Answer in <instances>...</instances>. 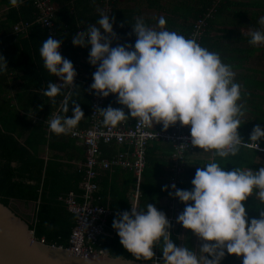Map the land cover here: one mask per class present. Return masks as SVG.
I'll return each mask as SVG.
<instances>
[{"label": "clouds", "instance_id": "clouds-1", "mask_svg": "<svg viewBox=\"0 0 264 264\" xmlns=\"http://www.w3.org/2000/svg\"><path fill=\"white\" fill-rule=\"evenodd\" d=\"M10 4L17 6L19 0H10ZM113 23L114 19L102 12L94 24L72 37L74 47L90 46L88 63L98 64L90 91L101 97L115 95L116 103L123 106L97 108L104 126L114 128L131 118L142 127L161 124L167 130L179 122L190 128L191 146L211 151L213 159L236 156L242 147H259L257 141L264 139L259 124L249 135L251 143H244L238 132L246 113L242 85L235 81L233 66L224 63L218 52L168 30L163 16L156 27L137 18L130 33L136 37L134 45L110 47L116 38ZM258 23L264 27V16ZM249 36L251 46L264 44V31L251 30ZM60 46L61 41L49 36L39 49L44 68L61 81L49 82L42 93L54 103L62 89L73 88L77 75L72 62L61 55ZM7 70L0 55V73ZM70 98L71 91L61 103L65 114ZM71 105V117L47 118L50 132L68 134L84 118L80 104ZM191 184V190L177 189L175 184L171 188L174 197L185 204L176 222L203 241L198 253L173 242L165 213L150 203L143 208L131 205L130 211L113 219L112 228L123 248L136 260L150 261L154 246L159 245L163 264H220L225 251L242 257V264H264V211L249 221L244 206L254 191L264 204V166L225 171L218 163L209 162L196 168Z\"/></svg>", "mask_w": 264, "mask_h": 264}, {"label": "trees", "instance_id": "trees-1", "mask_svg": "<svg viewBox=\"0 0 264 264\" xmlns=\"http://www.w3.org/2000/svg\"><path fill=\"white\" fill-rule=\"evenodd\" d=\"M50 1L58 5L54 24L59 25L60 28L61 34L59 35L56 27L57 40L62 44L60 53L64 58L70 60L75 68V64H80L81 58L89 54L90 46L74 47L72 37L77 31L86 30L90 24H94L99 19V10L97 14L93 9L94 3H97L98 0H74L72 3L71 0ZM231 2L232 0H213V3L211 2L199 12L195 20L205 18L207 28L215 20L218 9ZM0 5L7 6L6 13L0 21V55H3L8 66L6 72L0 73V203L9 207L12 202L22 207L23 204L34 203L35 222L30 225V229L33 230L35 239H42L46 245L66 248L74 227V217L66 210L60 197L66 196L69 191L78 193V181L82 178V173L78 172L76 165L65 161V159L70 161L74 158L72 154H68V148L69 145L73 146L75 139H71L65 134L56 135L52 132H48L46 135L42 123L32 122L29 115L36 119L47 118L52 112L58 110L57 115L71 117V103L76 102L80 104L84 117L85 115L88 117L90 88L88 83L77 87L78 81L75 82L76 86L74 85L71 91L67 114L61 111V103L69 93L62 90L54 98L55 103L52 98L45 97L42 93L46 90L47 84L53 82L54 76L44 68L39 49L43 40L49 36L44 29L36 25L29 28L27 35L15 36L12 34L14 25L33 20L34 9L29 0H19L17 6H12L10 0H0ZM207 14L209 15L206 16ZM112 18H114L113 15ZM242 25L245 27L248 25L247 15H245ZM248 38L250 39V37ZM202 39L200 40L201 46ZM8 72H11L13 77L9 76ZM11 80L17 81L14 89L9 85ZM112 101L116 102V96L110 94L106 97L104 108ZM82 121L83 119L79 124ZM134 121L132 119L129 122ZM174 126L164 130L170 131ZM160 128L163 129V126ZM183 128L185 129L187 126ZM246 130L244 128L241 134L245 138L249 135ZM249 132L251 133V131ZM242 140H249V138ZM43 145L47 150H56V153H49L50 156L43 159L39 156V149ZM260 145H264V143H260ZM57 152H62L65 158L59 156ZM159 152L161 155L167 153L170 155L171 145L149 146L146 153V165L141 171L138 183L136 206L143 208L147 203H150L166 215L169 205H161V200L167 196L171 201V198L174 197V190L172 191L168 183L170 172L167 168V161L156 156L160 155ZM209 154L213 155L211 151L205 153V151L195 148L186 155ZM260 155L264 156L255 150L242 147L236 156L215 157L213 162L220 163L219 165L225 171H231L233 168L256 170L264 166ZM197 167L203 166L199 163L186 165L179 182L175 185L177 189H192L191 181ZM114 170L121 173V169ZM122 173L127 181L126 184L121 187L114 185L98 187L93 195L94 204L109 211V214L104 218L103 234L98 237L96 249L107 253L111 258L119 257L136 262H155L157 260L163 264L162 250L159 245L153 248L155 253L153 260H136L120 244L119 237L112 228V221L120 212L130 211L131 195H126V193L128 190L133 192L134 176L131 171ZM165 186H167V190H163ZM169 192H173V196H170ZM256 198L254 191L253 195L244 202L249 221L252 218H259V211H264V204ZM175 201L181 214L185 204L181 203L178 198H175ZM168 231L171 233L173 242L180 246L181 229L170 227ZM223 262L225 264H242V257L225 253L220 264Z\"/></svg>", "mask_w": 264, "mask_h": 264}, {"label": "crops", "instance_id": "crops-1", "mask_svg": "<svg viewBox=\"0 0 264 264\" xmlns=\"http://www.w3.org/2000/svg\"><path fill=\"white\" fill-rule=\"evenodd\" d=\"M73 1L74 0H71V3ZM211 2L213 3V0H114L112 15L115 20V26L113 23V31L116 33V39L112 41L111 45L112 47H115L118 44L134 45L136 37L134 34L130 35V33H132L131 26L135 23L137 18H143L148 26L156 27L158 18L163 16L166 19V28L168 30L176 31L187 38L195 24L200 20V18H197V20H195V18L199 15V12L204 9L205 6L211 4ZM52 3L57 5L54 2ZM93 9L94 12L98 14L99 0L97 3H94ZM6 10L7 6L0 5V21L4 17ZM245 15H247L248 24L246 27L242 25ZM262 16H264V0H232L231 3L218 9L215 20L209 25V27L204 28L203 33L202 46L208 48L210 51L218 52L224 63L232 65L235 72V81L242 85L241 102L245 103L246 113L241 118V126L238 129L240 136L244 128L248 130L250 135L249 131H252L256 124H259L261 128L264 129V44L251 46L248 43V37H250L249 32L251 30L264 31V27L258 23V20ZM56 27L60 35L59 25H56ZM80 62V64H75L78 66L80 72L79 80L76 84L77 87L83 83H89L92 71V65L88 63V55L83 56ZM9 85L14 89L17 85V81L11 80ZM109 105L113 108L123 107L112 101L109 102L108 105L106 104L105 108ZM124 111L127 113L128 110L124 108ZM129 121L131 122L132 119L130 118L127 121L121 122L119 126H127L130 124ZM84 126H87L86 115L77 127L83 128ZM161 126V124H154L153 129L165 131L160 128ZM187 130L190 132L189 127H187ZM46 135H48V133H46ZM249 135L246 138H249ZM241 138L246 139L244 136H241ZM263 140L264 139L257 141V143H264ZM155 144L164 147L168 145L166 142L154 141L149 146L152 147ZM99 149L101 156L108 157L111 153L119 149H124V147L99 144ZM49 153H56V150H47L45 145L40 147V157L46 159L50 156ZM57 153L59 156L65 158V155H63L62 152ZM68 154H72L74 158L70 161L65 159V161L76 165L78 172L81 173L82 171L80 169L85 158V147L83 143L79 140H74L73 146L71 147L69 145ZM159 154L160 155L156 156L167 161V168L170 172L171 161L169 153L161 155V152H159ZM260 156L264 161V156ZM258 158L259 156L257 159ZM185 162L186 165L190 163H199L201 166H205L207 163L213 162V155H187ZM114 169L121 168L115 167L111 170L100 171L98 173L97 184L99 188L105 185H107V187L110 185L121 187L127 183L122 172L127 173L128 170L121 169V173H119ZM79 181L77 194L81 193ZM126 195L132 196L131 190H128ZM256 200L259 201L258 197ZM78 201H80L79 196ZM11 204L13 205V208H11L13 212L29 223L32 216H34V203H29L27 205L23 204V207L15 202H12ZM167 204H170V198L165 196L161 200V205ZM176 207L178 208L177 205ZM180 241V246L188 247L197 253L203 243V241L199 240L190 230L184 228L181 229ZM225 253L227 252L225 251ZM223 264L225 263L223 262Z\"/></svg>", "mask_w": 264, "mask_h": 264}, {"label": "built area", "instance_id": "built-area-1", "mask_svg": "<svg viewBox=\"0 0 264 264\" xmlns=\"http://www.w3.org/2000/svg\"><path fill=\"white\" fill-rule=\"evenodd\" d=\"M29 1L34 9L33 20L31 22L14 25L12 27V34L15 36L27 35L29 28L36 25L41 29H44L48 36L57 40L56 24H54L57 5H54L49 0ZM113 3L114 0H99V17L103 12L109 15L110 20H113ZM208 15L209 14L206 16ZM205 27V18H200L187 38L195 39L200 44ZM101 34L105 35L103 30H101ZM61 50L62 44L59 48V51ZM97 67L98 64L92 66L90 82L87 84L89 88L93 82L92 75ZM74 69L77 73L74 79L75 84V82L79 80L80 72L77 65H75ZM8 75L13 77L11 72H8ZM54 83H61V81L58 77L54 76ZM72 89L73 88H64L62 90L69 93ZM90 95L87 126L84 128L76 126L68 134H65L71 139H75L76 141L79 140L85 147V158L80 169L82 171V178L80 180L81 193L77 194L73 191H69L66 196L62 198L60 197L66 210L74 217V227L72 228L68 240V246L65 249L72 253L89 256L103 254L101 250L96 249V246L98 245V237L103 234L104 218L109 214L107 209L94 204L93 195L98 189L97 175H99L98 173L100 171L111 170L115 167L131 171L134 176V189L131 196V205L136 206L140 174L144 165H146V153L151 143L158 141L166 142L171 145V164L168 180L170 188L171 185H176L179 182L181 175L184 172L186 166V154L189 151H193L195 148L199 149L198 147L191 146L190 132L185 130L179 122H177L170 131H158L153 128L142 127L136 120L127 126L117 125L114 128L111 126L106 127L102 124V117L96 112L97 108L104 109L105 97H101L92 91H90ZM57 112L58 111L54 112L47 118L51 119L57 115ZM29 116L31 117L32 122H41L46 133L50 132L47 123H45L47 118L36 119L31 115ZM243 142L251 143V141L246 140H243ZM99 144L114 145L117 147H124V149L116 150L112 155L103 157L101 156ZM258 145L259 147L257 149H254L253 146H247L245 148L264 154V146L259 143ZM78 196L80 197V201H78ZM176 205L175 198L172 197L169 210L166 213V217L172 226L177 223L176 219L178 215L176 212L178 211V208ZM34 222V216H32V219L28 223L29 226L33 225ZM172 228L176 227L174 226ZM32 233L34 234L33 230ZM40 241L43 242L42 239H40ZM54 246L62 247L57 245Z\"/></svg>", "mask_w": 264, "mask_h": 264}, {"label": "water", "instance_id": "water-1", "mask_svg": "<svg viewBox=\"0 0 264 264\" xmlns=\"http://www.w3.org/2000/svg\"><path fill=\"white\" fill-rule=\"evenodd\" d=\"M0 264H161L83 255L36 240L28 222L0 203Z\"/></svg>", "mask_w": 264, "mask_h": 264}, {"label": "rangeland", "instance_id": "rangeland-1", "mask_svg": "<svg viewBox=\"0 0 264 264\" xmlns=\"http://www.w3.org/2000/svg\"><path fill=\"white\" fill-rule=\"evenodd\" d=\"M185 130H187V128H185ZM169 205H170V204H169ZM11 208H13V205H12V204H11ZM176 213H177V215L180 214L179 211H177ZM173 225H174V224H173ZM171 226H172V225H171ZM174 226H175L176 228L183 229V227H182L180 224H178V223H176ZM174 226H172V227H174Z\"/></svg>", "mask_w": 264, "mask_h": 264}]
</instances>
